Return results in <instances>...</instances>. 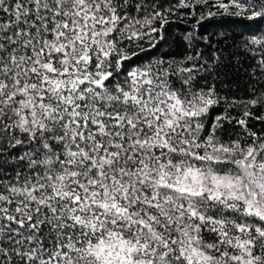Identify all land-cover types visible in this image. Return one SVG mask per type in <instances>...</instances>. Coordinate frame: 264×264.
Returning <instances> with one entry per match:
<instances>
[{"label": "snow or ice", "instance_id": "obj_1", "mask_svg": "<svg viewBox=\"0 0 264 264\" xmlns=\"http://www.w3.org/2000/svg\"><path fill=\"white\" fill-rule=\"evenodd\" d=\"M0 264H264V0H0Z\"/></svg>", "mask_w": 264, "mask_h": 264}, {"label": "trees", "instance_id": "obj_2", "mask_svg": "<svg viewBox=\"0 0 264 264\" xmlns=\"http://www.w3.org/2000/svg\"><path fill=\"white\" fill-rule=\"evenodd\" d=\"M228 25H219L217 22H211L205 24V30L208 32H216L224 30Z\"/></svg>", "mask_w": 264, "mask_h": 264}]
</instances>
